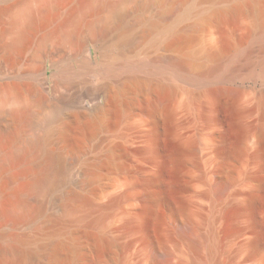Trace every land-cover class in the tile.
Listing matches in <instances>:
<instances>
[{"label": "rangeland", "instance_id": "374dc122", "mask_svg": "<svg viewBox=\"0 0 264 264\" xmlns=\"http://www.w3.org/2000/svg\"><path fill=\"white\" fill-rule=\"evenodd\" d=\"M103 1L52 3L57 18L13 50L12 19L35 0L0 15V106L10 96L27 109L26 134L42 138L36 162L61 152L72 163L45 211L0 224L22 239L18 263L47 264L43 247L55 238L68 246L66 264H264V0H131L120 9L131 29L108 23L98 34ZM238 2L245 10L230 12ZM97 97L116 100L102 119L82 112Z\"/></svg>", "mask_w": 264, "mask_h": 264}, {"label": "bare ground", "instance_id": "6f19581e", "mask_svg": "<svg viewBox=\"0 0 264 264\" xmlns=\"http://www.w3.org/2000/svg\"><path fill=\"white\" fill-rule=\"evenodd\" d=\"M17 1L18 0H3L2 3L0 4V15L5 12H8V10H10L11 7H13L14 4L17 3ZM68 1L69 0H35V3H30L26 5L12 19L13 26L17 29L16 31L17 35L16 37H14L12 42L11 41L9 42L10 43L8 44L9 47L12 50L18 49L22 42L28 41L32 37L33 31L34 29L37 28L38 25H40L41 23L47 22L50 19H55L54 18L55 15L53 14L52 9L50 7L52 3L59 6ZM130 1L131 0H119L116 2L114 1L111 2L109 0H104L100 8L102 26L96 28L95 32L98 34H103L106 31V27L108 23L109 24L112 23L114 24V26L116 25L122 29L130 30L131 25L128 20H127L128 22L126 23V20L124 18L127 16H125V14L120 10L122 6L126 5ZM137 1L139 2L141 7L150 8V7H153L159 0H137ZM185 1L189 2V0H185ZM182 4H186V3L182 2ZM182 4L181 5L179 4V5L183 6ZM247 4L248 3L238 2L231 7L230 12L238 13V12L244 11L245 8L247 7ZM179 5L177 6L176 4L178 8H175L176 7L175 5H174L175 7L173 6V8H175V10H173V14L174 13L176 14L177 10H178L177 14H179V11L182 10V8H180ZM186 6L187 5H185V7ZM260 6H261V13L264 18V3L261 4ZM179 8L181 10H179ZM72 9H73V12L71 10L72 13L68 17L66 16V18L61 19L60 24H66V23H69L75 20L76 13H78L80 8L77 5L75 9L74 8ZM221 14L222 12H216L213 15L211 14L212 16H209V17L219 18ZM146 18L143 17V19L139 21L141 25L142 24H153L152 20L147 21ZM166 18H162V20L164 19L163 21H165ZM194 27L195 26L193 25V28ZM144 30L146 29L144 28ZM5 31H6L5 28H1L0 34L6 33ZM182 35L184 37H182ZM180 36L181 37H176L172 42H170V44H173V45L179 44L183 40V38H185L184 34H181ZM223 40H225L223 41L224 44H222V47H220L222 53H224L226 49L228 48V46L232 44L230 43L231 40L229 41L228 36ZM191 63H193L191 60H187L185 58L178 59L176 62L177 66L180 69L181 74L183 75H185V72L190 67ZM207 71L206 73L208 74ZM212 71H215V69L211 68L209 72H212ZM1 72L3 74L2 68H1ZM206 73L203 75L205 76ZM186 75H189V74H186ZM136 82L138 81L135 78L133 77L129 78L127 79V82H125V87L126 88L132 87V85L133 84L135 85ZM45 90H46V87H45ZM108 95H111V94H108ZM40 99H42V101L44 102L45 100H48L46 99L44 93L41 94V98L39 97V100ZM3 102L4 103L0 106V224L10 222L14 226H18L21 223L32 221L37 215L45 211L50 201V198H52L51 197L52 194L58 188L62 177H64L65 174L68 172L72 163L61 152H54L52 154H49L50 156L44 159V161L36 162L34 158H35L37 149L39 148L42 142V138L41 136L26 134L25 120L28 116L27 109L22 108L18 106L17 104H14L10 96ZM114 103H116V100L108 98L106 105L91 112V115L96 118H101L103 115L109 112L111 106L114 105ZM113 107L115 108V106ZM58 114H59V111L57 109L51 111L49 116L43 122L44 128L47 126L49 119L58 116ZM262 131L264 134V129ZM16 141L20 142V143L18 142L19 145L17 144L14 145ZM234 152H236V150ZM146 196H148V198L152 200H157V201L159 200V196H156V194L154 195L148 192ZM87 201H88L87 199L84 200L85 203ZM110 205L111 204L109 203L104 204L103 207L101 208H107ZM70 206H71V203H70ZM174 206L179 211L183 210V205H174ZM73 210H75V208ZM69 211L71 212L72 209ZM100 219L101 218H97L93 220L92 224L99 222ZM5 236H8L9 240L0 242V264H6V263L7 264H19L18 263L20 259L19 257L22 256V254L23 256H25L24 254L27 255V253H24V252L21 253V250L23 249L21 248L22 239L18 236L16 231L12 232L11 234H9V232L8 234H6L0 231V238H3V237L5 238ZM105 242H106V239L103 235L101 236L98 235L97 237H95L94 245H93L95 250H97L98 252L103 251L104 250L103 245L105 244ZM66 246H65V243L62 242V240L55 239V238L52 239L49 243L47 242V245L43 247L44 249L42 252V254L45 255V257L47 258V261H48L47 264H66L68 261V255L66 254V251H67L66 249L68 248V246L67 248ZM33 254L28 253L29 257L33 256ZM68 254L70 253L68 252ZM164 255H167V253ZM203 264H211V263H203Z\"/></svg>", "mask_w": 264, "mask_h": 264}, {"label": "water", "instance_id": "95a60500", "mask_svg": "<svg viewBox=\"0 0 264 264\" xmlns=\"http://www.w3.org/2000/svg\"><path fill=\"white\" fill-rule=\"evenodd\" d=\"M48 65L45 62L44 66H43V74H44V80H45V84H46V90L49 92L51 89V78L48 77L47 75V71H48ZM104 105H106V100L103 99L102 97H97L95 99H90L89 102H85V104L82 106V111L86 114H89L93 111H95L96 109L103 107Z\"/></svg>", "mask_w": 264, "mask_h": 264}]
</instances>
